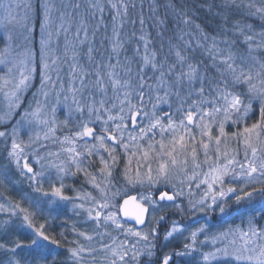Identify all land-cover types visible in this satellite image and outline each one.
<instances>
[{"label":"rangeland","instance_id":"1","mask_svg":"<svg viewBox=\"0 0 264 264\" xmlns=\"http://www.w3.org/2000/svg\"><path fill=\"white\" fill-rule=\"evenodd\" d=\"M246 5L237 44L152 30L158 0H0V264H264V0Z\"/></svg>","mask_w":264,"mask_h":264},{"label":"trees","instance_id":"2","mask_svg":"<svg viewBox=\"0 0 264 264\" xmlns=\"http://www.w3.org/2000/svg\"><path fill=\"white\" fill-rule=\"evenodd\" d=\"M247 0H158L157 14L153 13V18L149 12L147 15L150 19L148 24L151 29L154 30L156 24L162 20V27L166 36L171 35L181 23H187L191 21L200 26L207 34L226 37L232 41L239 39L237 44H243L239 33H236V29L242 25L250 24V15L246 8ZM239 35V36H238ZM156 43V42H155ZM159 48L163 46L171 47L172 41L169 37L163 38L157 43ZM0 166L6 171L8 178L11 175L14 177L13 168L10 165L9 157L6 150L0 148ZM7 178V177H5ZM11 178V180H14ZM130 193H136V191H130ZM251 195L257 194L261 202H264V192L261 190H250ZM186 214V212H184ZM170 219H178L180 215L177 212ZM182 217V216H180ZM189 219H185V222ZM50 235V233H49ZM55 239L61 238L59 235H55ZM156 264L158 259L155 258ZM51 264H63L59 260L53 261Z\"/></svg>","mask_w":264,"mask_h":264},{"label":"water","instance_id":"3","mask_svg":"<svg viewBox=\"0 0 264 264\" xmlns=\"http://www.w3.org/2000/svg\"><path fill=\"white\" fill-rule=\"evenodd\" d=\"M140 113H135L132 116L133 126L136 125ZM92 129L86 131V136L92 138ZM30 173L31 170H28ZM176 202V197L168 193L160 196V201ZM121 215L124 220L130 224H134L137 228L141 229L146 226L149 216V207L139 201L138 195H132L123 199L121 203Z\"/></svg>","mask_w":264,"mask_h":264},{"label":"flooded vegetation","instance_id":"4","mask_svg":"<svg viewBox=\"0 0 264 264\" xmlns=\"http://www.w3.org/2000/svg\"><path fill=\"white\" fill-rule=\"evenodd\" d=\"M163 192H166V191L165 190H163V191L153 190V191H151L152 194H150V195H152L153 198H156L157 201L159 202V196ZM159 204L160 205H168V203H165V202H162V203L159 202ZM162 213L164 214L165 218H167L169 216H174V212L173 211H166V212L163 211Z\"/></svg>","mask_w":264,"mask_h":264}]
</instances>
